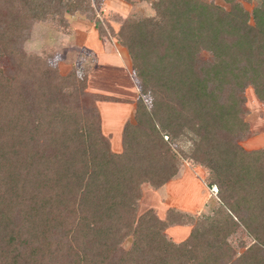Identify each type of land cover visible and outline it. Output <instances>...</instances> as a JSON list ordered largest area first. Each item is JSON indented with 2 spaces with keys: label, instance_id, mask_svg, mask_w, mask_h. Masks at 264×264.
Segmentation results:
<instances>
[{
  "label": "trees",
  "instance_id": "obj_1",
  "mask_svg": "<svg viewBox=\"0 0 264 264\" xmlns=\"http://www.w3.org/2000/svg\"><path fill=\"white\" fill-rule=\"evenodd\" d=\"M82 1L18 0L36 22L74 15ZM226 1L153 0L155 17L123 22L140 96L121 155L78 90L63 93L56 69L17 49L18 13H0V264H264V150L241 146L246 90L264 105V0L251 12ZM176 141L191 143L187 159L220 200L183 243L166 229L190 215L138 214L144 184L157 191L179 178ZM241 229L254 241L234 261Z\"/></svg>",
  "mask_w": 264,
  "mask_h": 264
},
{
  "label": "rangeland",
  "instance_id": "obj_2",
  "mask_svg": "<svg viewBox=\"0 0 264 264\" xmlns=\"http://www.w3.org/2000/svg\"><path fill=\"white\" fill-rule=\"evenodd\" d=\"M119 1L122 5L125 2L129 5L136 2L141 4L140 6L142 8L140 10H132L131 13L126 8L125 14L121 13L123 15L121 17L116 10H113L114 7L111 10L105 7L107 3L112 4V0H83V3H81L82 8L74 15L67 14L64 17L49 15L44 21L36 22L33 20L30 21L29 17L23 18L22 12L20 11L22 8L19 9L20 3L18 0H16V3L9 2V0H0V13H4L3 10L13 8L18 13V18H20L19 21L22 25L16 41L17 49L23 56L41 57L54 70L56 69L58 75L57 84L59 87L65 89L63 93L69 95V93L78 90L76 92L79 94L76 100L77 104L87 110L95 109L98 112L101 120V133L112 151L110 141L113 139V135L116 134L117 136L118 133H122L128 122L134 124L136 121L134 115L140 92L133 80L132 65H130V70L122 69L123 67L118 66L119 63L117 62L119 60L116 57H114L116 62L110 64V59L107 58L108 60L106 62V59L102 56L99 58V53L96 54L88 50L85 44L89 43L93 37L95 39L99 38L104 41V53L110 54L111 52H116L117 54L120 51L117 48L127 53L126 49L122 48L118 40L119 29L123 22L130 19L142 20L156 16L154 7H152L153 0ZM206 1L208 3L213 2L226 9L232 7L231 3L226 0ZM233 1L237 4L242 3L250 12L257 4V0H253L252 2L249 0ZM14 18H17L16 14L8 15V21ZM125 74H128L127 76L131 80V85L133 84L132 86L134 88L128 87L129 85H127L128 88L121 86V82L124 81L125 85L129 82L123 77L126 76ZM245 97L247 104L249 103L245 105L246 108L250 107L256 113L255 116L251 117V120L255 121L258 117L261 119V122L255 125V132L249 137L252 142L248 143V147L264 149V105L258 101L252 87L246 90ZM247 111L249 113V109ZM114 139L117 144V138L114 137ZM166 139L164 137V140ZM246 141L247 138L242 140L241 146L244 143L246 145ZM173 145L176 154L180 157L179 166L181 174L179 178L172 180L176 181L171 185L176 197L172 196L171 201L167 200V197L166 199L162 198V201L169 202L167 204L172 205L170 209H174L177 212L179 211L176 207H179V205L181 208L185 205L189 211L196 212L190 215V217L194 218L191 219L193 221L188 223L186 225L187 227L185 226L192 231V227L197 225V219L211 217L216 207L220 204L217 195L218 188L217 186L208 187L209 179L207 172L200 166L190 164L187 159V154L192 148L191 143L188 141L183 143L176 141ZM113 147L115 148L116 146L113 144ZM122 153L123 147L122 152L117 155H121ZM180 179L183 180L180 181ZM201 190L202 192H200ZM157 192L158 190H154L149 184L142 186L139 215L153 211L159 217L158 211L152 210L157 206L155 202L157 201ZM201 194L205 199L207 198L215 203L214 205L210 204L207 212H203L200 209L205 204L203 203L204 198H202ZM182 197H185L186 201L181 200L180 198ZM161 208L163 209V207ZM159 211L162 213V210L159 209ZM169 227L175 226L171 225ZM168 229L166 230L168 231ZM167 234L169 236L170 232H167ZM174 241L180 242L177 239H174ZM253 241L254 239L248 236L245 230L241 229L234 238L230 239L233 247L231 258L234 261L237 260V257L244 251L242 245L245 243L246 245L244 246H249ZM132 243L133 238L130 237L125 241L122 249L125 251L129 250Z\"/></svg>",
  "mask_w": 264,
  "mask_h": 264
},
{
  "label": "crops",
  "instance_id": "obj_3",
  "mask_svg": "<svg viewBox=\"0 0 264 264\" xmlns=\"http://www.w3.org/2000/svg\"><path fill=\"white\" fill-rule=\"evenodd\" d=\"M106 5V4H105ZM141 4H139V3H136V2H134L133 4H128V3H124L123 5H122V3L119 1V0H112V4H108L107 3V6H105V7H107V9L108 10H111L113 7V10H116L117 11V13L118 14H120V16L122 17L123 15L121 14V13H123V14H125V12H126V8H128L129 9V13H131L132 12V10H135V9H137V10H140L141 8H142V6H140ZM126 19V18H125ZM125 19H123V20H125ZM103 46H104V41H102V40H100L99 38H92L91 40H90V42L89 43H87V44H85V47H87L88 48V50H90V51H93L94 53H96V54H98L99 53V55H98V57L100 58L101 56L104 58V59H106V62H107V60L108 59H110V64H114L115 62H116V60L114 59V57H116L118 60H119V62H117V63H119V65L118 66H120V67H123L122 69H128V70H130L129 68H130V65H132V63H131V59L128 57V55H127V53L125 52L124 53V51L122 50V49H119V48H117L118 49V51L119 52H117V54H116V52H111L110 54H106V53H104L105 51H104V49H103ZM114 55V56H113ZM108 58V59H107ZM126 76H123L125 79H127L129 82H127L126 83V85H125V83H124V81L123 82H121L122 83V87H125V88H128V87H131V88H134L132 85H131V80H129V77L127 76L128 74H125ZM127 85H129L128 87H127ZM259 101V100H258ZM260 102V101H259ZM261 103V102H260ZM249 104V103H248ZM247 104V105H248ZM262 104V103H261ZM258 107V106H257ZM247 109H249V113L250 114H248V116L246 117V121L249 123V125H250V130H251V132H250V134L248 135V137H247V141H246V145H245V143L244 144H242L243 145V147L246 149V150H249V151H253V150H264V149H255L254 147L253 148H250V147H248V143H251L252 142V140L249 138L250 137V135L253 133V132H255V125H257L259 122H261V119H260V117H258L255 121L254 120H251V117L252 116H255L256 115V113L249 107V108H247ZM127 123V122H126ZM123 133V132H122ZM122 133H118V135L116 136V134H114L113 135V139L110 141V145H112L111 147H112V149H113V151L115 152V153H117V154H120L121 152H122V145H121V134ZM114 137H116L117 138V144H116V142H115V139H114ZM249 138V139H248ZM113 144L116 146L115 148L113 147ZM184 179V178H183ZM183 179H180V181L181 180H183ZM173 182H176V181H171L169 184H167V185H165L164 187H162V188H160L159 190H158V192H157V194H156V198H157V201H155L156 202V204H157V206L156 207H154L152 210H156V211H158V215H159V219H165L166 218V214H167V212H168V210H170V207H172V205H169V204H167V203H169V202H167V201H162V198H164V199H166V197L168 198L167 200H169V201H171V197L173 196V197H176V194L174 193V191H172V186L171 185H173L172 183ZM174 189V188H173ZM200 192H202V190L200 191ZM181 194H184V193H181ZM201 196H202V194H201ZM155 198V199H156ZM202 198H204L203 200H204V202L203 203H205L204 204V207H201L200 209H201V211H203V212H207L208 210H209V206H210V204H215V203H213L214 201H210L209 199H205V197H203L202 196ZM208 198H210V197H208ZM212 198V197H211ZM216 198V197H215ZM181 200H185V197H182V198H180ZM217 199V198H216ZM154 201V200H153ZM159 201V202H158ZM161 201V202H160ZM186 201V200H185ZM164 202V203H163ZM160 203V204H159ZM188 206H191L190 204H187ZM166 206V207H165ZM161 207H163V209L161 208ZM177 209H178V211L180 212V213H182V214H184V215H193V214H195L196 212H193V211H189L188 210V207L187 206H182V208L180 207V205H179V207H176ZM190 208V207H189ZM158 209V210H157ZM159 209L160 210H162V213L159 211ZM191 209V208H190ZM187 227V226H186ZM186 227H180V226H175V227H168L169 229H168V231H166V232H170V235H169V237L170 238H174V239H177V240H180V242H176V243H183V242H185L186 241V239L191 235V230L190 229H187ZM168 235V234H167ZM173 239V240H174ZM175 242V241H174Z\"/></svg>",
  "mask_w": 264,
  "mask_h": 264
}]
</instances>
